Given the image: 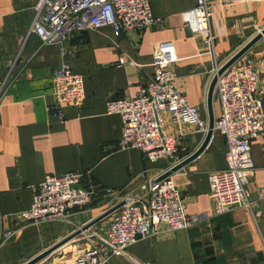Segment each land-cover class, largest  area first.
<instances>
[{"label":"crops","instance_id":"0c3cea01","mask_svg":"<svg viewBox=\"0 0 264 264\" xmlns=\"http://www.w3.org/2000/svg\"><path fill=\"white\" fill-rule=\"evenodd\" d=\"M37 2L0 0V264H24L97 218L105 209L103 190L139 195L147 179L169 170L168 161L148 162L137 149L119 150L121 119L107 114L105 107L109 99H134L149 83L159 46L172 47L175 86L208 122L207 96L216 66H223L264 28V0L237 4L212 0L213 59L194 34L196 0H149L157 20L149 29L115 36L111 27H103L76 35L60 48L28 34ZM62 51L73 73L83 78L84 97L80 105L57 112L52 108V76ZM247 54L264 77V36ZM262 100L264 104V90ZM212 112L215 120L219 106L214 92ZM163 122L165 131L176 138L177 165L205 141L206 134L174 124L168 114ZM263 147V137L251 143L254 170L247 186L259 223L243 209L211 217L208 177L226 168L227 150L224 137L213 132L203 151L169 176L185 214H206L209 221L140 239L128 248V257L113 256L110 264H264ZM72 172L89 174L82 184L95 192L89 208L76 212L70 224L20 221L17 215L31 208L35 188L48 175ZM101 222L95 227L104 230ZM9 232L12 236L5 241ZM81 236L38 264H54L86 249L79 244Z\"/></svg>","mask_w":264,"mask_h":264},{"label":"built area","instance_id":"2783aa9c","mask_svg":"<svg viewBox=\"0 0 264 264\" xmlns=\"http://www.w3.org/2000/svg\"><path fill=\"white\" fill-rule=\"evenodd\" d=\"M257 1L219 0L223 4ZM212 6V0H196L194 34L214 59ZM33 9L34 18L28 34L36 35L45 45L60 48L85 31L111 27L115 36H119L149 29L157 21L149 0H38ZM61 57L52 76V108L57 112L80 105L84 97L82 76L73 73L63 51ZM175 63L172 47L169 44L159 46L153 54V75L137 96L131 100L109 99L105 104L107 114H116L121 119L119 150L137 149L148 162L168 161L172 164L169 170L177 166L178 150L175 136L164 129V114H168L174 124L192 126L196 133L208 132V122L175 86ZM221 67L216 66L214 76ZM263 90L264 77H260L258 64L247 53L217 76L214 95L219 116L214 120L213 132L224 137L227 150L224 155L226 168L208 177V196L213 206L211 217L243 209L259 223V212L249 197L247 186L254 170L251 143L264 138ZM262 151L264 155V147ZM88 175V172L48 175L35 188L31 208L18 214V218L24 224L34 225L55 221L72 223V216L89 208L94 200L92 188L82 186ZM158 178L147 179L139 195L103 190L105 209L102 213L120 203L123 205L108 216L104 230L87 237L88 248L77 254L72 264H110L113 256L128 257V248L140 239L173 234L209 221L211 217L206 214L186 215L171 178ZM11 236V232L6 233L5 241Z\"/></svg>","mask_w":264,"mask_h":264},{"label":"water","instance_id":"95a60500","mask_svg":"<svg viewBox=\"0 0 264 264\" xmlns=\"http://www.w3.org/2000/svg\"><path fill=\"white\" fill-rule=\"evenodd\" d=\"M263 36H264V28L260 32H258V34H256V36L254 38H252V40H250V42H248V44L243 46V48H241L234 56H232V58H230L219 69L217 75L214 76V78H213V80L211 82V85H210V88H209V92H208V96H207L208 132L206 134V138H205L204 143L202 144V146L192 156H190L188 159L184 160L183 162H181L177 166L171 168L169 171H167L161 177H159L158 180H162L164 178L169 177L172 173H174L177 170H179L180 167H182L183 165L187 164L188 162H190L194 158H196L203 151V149L206 147V145L208 144V142H209V140H210V138L212 136V133H213L214 117H213V112H212V96H213V92H214V87H215V84H216L217 76L221 75L226 69H228L234 63H236ZM122 205L123 204L120 203V204L114 206L113 208L105 211L104 213L100 214L97 218H95L94 220H92L91 222H89L88 224L83 226L81 229L77 230L76 232H74L73 234L68 236L65 240L59 242L58 244H55L54 246H52L49 249L43 251L41 254H39L38 256L30 259L29 261L25 262L24 264H38V263H40L42 260L46 259L49 255H51L55 250H57L59 247H61L63 244L67 243L68 241H70V240H72V239H74V238H76L78 236H81L83 233H85L86 231H88L89 229H91L92 227H94L95 225L100 223L101 221H103L105 218H107L113 212L118 210Z\"/></svg>","mask_w":264,"mask_h":264},{"label":"rangeland","instance_id":"374dc122","mask_svg":"<svg viewBox=\"0 0 264 264\" xmlns=\"http://www.w3.org/2000/svg\"><path fill=\"white\" fill-rule=\"evenodd\" d=\"M261 31V30H260ZM263 38V37H262ZM109 220V217H107V218H105L101 223L102 224H107V221ZM96 226V225H95ZM94 226V227H95ZM93 228V227H92ZM94 230V231H93ZM100 231V226H98V227H95V229H90L89 231H87V232H85L80 238H81V240L82 241H80L79 242V244L82 246L83 244H85V246L88 248V245H89V243L87 242V237L89 238L90 236H91V234L92 233H94V232H99ZM80 246V247H81ZM86 248V249H87ZM85 249V248H84ZM84 249H80V251L81 252H83L84 251ZM85 249V250H86ZM80 253V252H79ZM78 253V254H79ZM77 255V254H76ZM75 254L74 255H69V254H67L66 256H65V259H63L62 261H58L57 263H54V264H72V262H73V259H74V256H76Z\"/></svg>","mask_w":264,"mask_h":264}]
</instances>
